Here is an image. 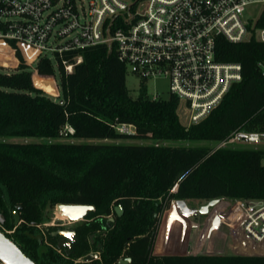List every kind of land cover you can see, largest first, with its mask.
<instances>
[{
	"label": "trees",
	"instance_id": "1",
	"mask_svg": "<svg viewBox=\"0 0 264 264\" xmlns=\"http://www.w3.org/2000/svg\"><path fill=\"white\" fill-rule=\"evenodd\" d=\"M257 24L264 27V11ZM16 56V71H0V216L3 227L13 231L6 237L35 264H75L88 254L92 237L102 247V261L77 264H116L122 255L131 264H264V257L152 254L161 216L174 201L264 200V149L184 145L220 143L241 131L264 132V76L258 68L263 44L218 40L217 60L239 63L242 80L207 118L188 127L179 120L175 96L152 100L142 84L136 98L129 95L126 67L114 45L65 54L70 64L82 58L71 74L58 59V99L48 96H57L50 60L40 59L39 76L32 77ZM65 126L74 130L68 138L79 141L153 143L56 142ZM122 126L134 133L121 132ZM13 138L39 142L4 141ZM59 204L94 208L86 216L93 220L77 227L70 260L44 249L36 228L44 210ZM116 206L123 215L105 237L97 235Z\"/></svg>",
	"mask_w": 264,
	"mask_h": 264
},
{
	"label": "built area",
	"instance_id": "2",
	"mask_svg": "<svg viewBox=\"0 0 264 264\" xmlns=\"http://www.w3.org/2000/svg\"><path fill=\"white\" fill-rule=\"evenodd\" d=\"M251 7H260L254 22L248 17ZM263 11L264 0H0V45L34 71L40 59L53 55L66 74L82 58L70 64L65 54L114 45L118 61L142 85L167 81L169 96L178 99V109L187 110L190 126L207 118L242 80L239 63L217 60L218 40L254 39L264 45V27L257 24ZM258 68L264 76V59ZM150 98L161 99L158 94ZM73 134L65 126L59 138ZM235 141L258 149L264 132H236L222 144ZM218 206L214 218L236 244L264 248V200H221Z\"/></svg>",
	"mask_w": 264,
	"mask_h": 264
},
{
	"label": "rangeland",
	"instance_id": "3",
	"mask_svg": "<svg viewBox=\"0 0 264 264\" xmlns=\"http://www.w3.org/2000/svg\"><path fill=\"white\" fill-rule=\"evenodd\" d=\"M127 3L130 2V0H125ZM260 7H251L248 10V17L250 21H255L260 16ZM48 58L52 64L54 75L53 80L55 83L59 84V71L57 67V63L53 55H48ZM30 72L32 75L35 73L33 69H30ZM125 84L127 91L129 95L133 98H136L140 94V86L141 81L138 80L135 76H133L130 72L126 73V79ZM144 87L146 88L147 95L149 97H152L154 94H158L161 99H167L169 97V91H168V83L165 79H157V80H149L145 83ZM44 92V91H43ZM45 93V92H44ZM46 94V93H45ZM48 95V94H47ZM52 99H58L60 96H51L48 95ZM178 117L180 122L185 125L189 126L188 122V114L187 110L184 107L180 108L177 111ZM127 133H134V129L132 127H128L126 129ZM6 142L11 143H34L39 142L37 140L29 139L24 140L21 138H13L4 140ZM56 142H65V143H120V144H144V145H150L153 142L152 141H138V140H132V139H125V140H118V141H79L74 140L70 138H59L56 140ZM169 145L172 146H178L179 144L169 143ZM187 147H199V148H209V149H221V148H247L251 147L248 145L241 144L240 142H230L225 145L220 143H214V142H202V143H188L184 144ZM258 149H264V146H259ZM262 165L264 166V158L261 161ZM208 202V201H207ZM190 206H198L203 205L206 203V201H191L188 202ZM172 204V203H171ZM220 207L214 208V214L215 211H217ZM171 209V206L168 210L164 211L161 219H160V225L157 232V237L155 240V246H154V252L156 253V247L159 249L162 245V237L165 233V221L167 218V214L169 213ZM92 212V211H91ZM213 212L209 216H205L202 218L198 217H190L186 219L187 222V228L186 230H183L181 227V224L178 222L174 223L171 231H170V237L166 241L163 240L164 245L167 243V248L165 249V252H159L161 255L158 256H176V255H223V256H243V257H264L259 256V254H264L263 247L262 248H253L250 245H247L246 247L244 245L236 244V237L233 236L232 232L228 229L220 226L215 230L211 229V222L214 219ZM58 220H61L62 222H67L68 219L62 220L58 217V212L55 208H49L47 207L43 212V220L40 223L41 225H48L51 226L53 224H56ZM78 224V223H76ZM157 249V250H158Z\"/></svg>",
	"mask_w": 264,
	"mask_h": 264
},
{
	"label": "water",
	"instance_id": "4",
	"mask_svg": "<svg viewBox=\"0 0 264 264\" xmlns=\"http://www.w3.org/2000/svg\"><path fill=\"white\" fill-rule=\"evenodd\" d=\"M220 203V200H211L207 202L205 205H201L199 208L190 209L188 208L185 201H174L171 204V209L167 214V218L165 221V233L164 240L166 241L169 237L171 228L174 223L178 222L181 224L183 230L187 228L186 219L190 217H194L195 215H206L209 212L210 208H215ZM94 208L92 206L86 205H64L59 204L56 206V211H60L63 215L68 217V220L71 222H77L83 220L87 214L93 211ZM115 212L118 216L123 213V209L119 206L115 208ZM14 224L17 225L19 223V215L18 213L13 214ZM0 220L3 221V217H0ZM219 227V218L216 217L212 221L211 229L215 230ZM74 233V232H71ZM69 232L64 231L60 233V237H69ZM97 258L96 254H90L84 258L85 262L92 261ZM0 261L4 264H35L29 257H27L21 249L9 238L6 237L0 231ZM131 259L127 258L125 260H120L118 264H128Z\"/></svg>",
	"mask_w": 264,
	"mask_h": 264
},
{
	"label": "flooded vegetation",
	"instance_id": "5",
	"mask_svg": "<svg viewBox=\"0 0 264 264\" xmlns=\"http://www.w3.org/2000/svg\"><path fill=\"white\" fill-rule=\"evenodd\" d=\"M186 204H187L188 208H190V209H193V208L197 209L201 206V205H198V206L192 207L189 205V203L186 202ZM205 204H203V205H205ZM116 207H118V206H116ZM116 207L113 208L110 215L105 217L106 226H104V227H102V229L98 230L96 232L97 235H101L102 237H105L108 234V232L113 229L114 224L116 222V217L119 218L123 215V213L120 216L117 215V213L115 212ZM213 211H214V208H210L208 214H206V215H198L197 214L194 217L202 218L205 216H209ZM62 220H64V219H62ZM92 220H87L86 217L83 220H80L77 222H71L69 220L67 222H62L61 220H58V222L56 224H53L51 226H48V225H41L40 226V224H39L36 226V228L39 232L38 235L41 239L40 241H41L44 249H51L60 258H63L65 260H70L73 256V252H74L77 227L84 222H91ZM76 223H78V224H76ZM3 224H4V218H3V221L0 220V231L3 234H8V235L12 234L13 231L6 230L3 227ZM19 224H20V220H19V223L15 226H18ZM64 231H68L70 233L69 237H64V238L60 237V233H62ZM71 232H74V233H71ZM92 239H93V237L89 241L90 250H89L88 254L85 255L84 257L73 260V263L77 264V263H89L92 261H98V262L102 261V259H101V248L102 247L100 244L95 243ZM154 246H155V244H154ZM90 254H96L97 258L92 260V261L85 262L84 258ZM152 254L155 255L154 254V247H153ZM127 258H129V257H125L124 255H122V257H120L118 259L116 264H118L120 260H125ZM128 264H131V261Z\"/></svg>",
	"mask_w": 264,
	"mask_h": 264
},
{
	"label": "crops",
	"instance_id": "6",
	"mask_svg": "<svg viewBox=\"0 0 264 264\" xmlns=\"http://www.w3.org/2000/svg\"><path fill=\"white\" fill-rule=\"evenodd\" d=\"M18 66H19V62H18L14 52L9 47L0 45V71L9 74V73L16 71L18 69ZM34 75L39 76L36 71L32 75V77ZM43 77H48V76H43ZM49 77L53 79V76H49ZM54 83H55V81H54ZM55 86L57 89V95H59V89H58L56 83H55ZM170 234H169V237H170ZM169 237H168V239H169ZM163 240H164V236L162 237L161 248L158 249L156 247L157 252L156 253L154 252L155 255H161L159 253L160 251L165 252V249L167 248V243L164 245ZM180 256H184V255H180Z\"/></svg>",
	"mask_w": 264,
	"mask_h": 264
},
{
	"label": "bare ground",
	"instance_id": "7",
	"mask_svg": "<svg viewBox=\"0 0 264 264\" xmlns=\"http://www.w3.org/2000/svg\"><path fill=\"white\" fill-rule=\"evenodd\" d=\"M58 212V217L60 218V219H68V217L67 216H65V215H63L60 211H57Z\"/></svg>",
	"mask_w": 264,
	"mask_h": 264
}]
</instances>
